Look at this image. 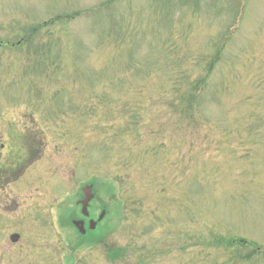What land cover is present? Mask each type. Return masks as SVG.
I'll return each mask as SVG.
<instances>
[{
	"label": "rangeland",
	"instance_id": "obj_1",
	"mask_svg": "<svg viewBox=\"0 0 264 264\" xmlns=\"http://www.w3.org/2000/svg\"><path fill=\"white\" fill-rule=\"evenodd\" d=\"M2 143L0 264H264V0H0Z\"/></svg>",
	"mask_w": 264,
	"mask_h": 264
},
{
	"label": "flooded vegetation",
	"instance_id": "obj_2",
	"mask_svg": "<svg viewBox=\"0 0 264 264\" xmlns=\"http://www.w3.org/2000/svg\"><path fill=\"white\" fill-rule=\"evenodd\" d=\"M4 146H5V144L2 143L0 148L3 150ZM5 165L0 167V188H4L5 184H8V183L10 184V182H9L10 173L7 172V170H5ZM3 167H4V169H3ZM87 189L91 194H93V196H92V198L89 201V204L87 206V210L83 211V205H82V203H79V201H82V199L84 200L86 198V195L83 193L82 197L80 199H78V202H77L79 205V209H80L79 215L73 216L74 218H72L71 221L74 224V226L78 229L80 234L84 238H86L87 241H89L90 240L89 237L92 236V233L98 232V225L100 224V222H99V220L97 221V219H95L94 216H92V212H91V207L93 204L92 202L97 197V193L95 191V185H92L91 189H89V188H87ZM0 202H2L1 199H0ZM101 240L102 239H100V241L98 243H100ZM89 242H91V241H89ZM91 243L96 244V245L98 244L97 242L94 243V241H92Z\"/></svg>",
	"mask_w": 264,
	"mask_h": 264
},
{
	"label": "water",
	"instance_id": "obj_3",
	"mask_svg": "<svg viewBox=\"0 0 264 264\" xmlns=\"http://www.w3.org/2000/svg\"><path fill=\"white\" fill-rule=\"evenodd\" d=\"M87 188H91V186H88V187L86 186L85 188H83L84 193H85V195H86L85 200H82V201H81V203L83 204V211H86V210H87L88 203H89L90 199H91L92 196H93V194H91V193L88 191ZM90 194H91V195H90ZM102 217H103V214L101 215L100 218H102ZM76 224H77V223H76ZM11 239H12L13 241L18 240V239H19V234H14V235H12V236H11Z\"/></svg>",
	"mask_w": 264,
	"mask_h": 264
},
{
	"label": "trees",
	"instance_id": "obj_4",
	"mask_svg": "<svg viewBox=\"0 0 264 264\" xmlns=\"http://www.w3.org/2000/svg\"><path fill=\"white\" fill-rule=\"evenodd\" d=\"M60 18V17H59Z\"/></svg>",
	"mask_w": 264,
	"mask_h": 264
}]
</instances>
